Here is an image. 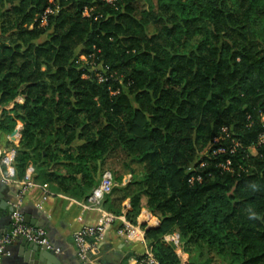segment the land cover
Returning <instances> with one entry per match:
<instances>
[{"label":"trees","instance_id":"trees-1","mask_svg":"<svg viewBox=\"0 0 264 264\" xmlns=\"http://www.w3.org/2000/svg\"><path fill=\"white\" fill-rule=\"evenodd\" d=\"M143 2L0 0L15 169L86 199L114 155L103 205L119 215L129 198L135 223L146 197L159 264H180L172 232L186 264H264V0Z\"/></svg>","mask_w":264,"mask_h":264},{"label":"crops","instance_id":"crops-1","mask_svg":"<svg viewBox=\"0 0 264 264\" xmlns=\"http://www.w3.org/2000/svg\"><path fill=\"white\" fill-rule=\"evenodd\" d=\"M19 100L22 98L19 97ZM17 126L21 127V124L18 123ZM17 144L18 141L13 140L10 133L0 130V151L8 150ZM25 170L21 172L15 169L13 176L5 179L8 175L6 166L0 162V201L5 207L0 210V236L9 230L11 210L8 208L17 202L24 222L44 228L49 243L59 249L58 252L52 251L55 264H85L76 253L75 233L85 225L96 224L100 211L84 208L86 199L56 192L48 185L35 182L33 177L34 185L26 187L23 184ZM119 173L123 175L122 183H126L131 177V174L120 166ZM140 202V213L136 217V222L131 223L125 217L130 209L129 198H125L121 202V213L114 214L115 220L98 242L96 254L106 264H135L146 250L152 251L150 243L145 238V231L157 228L159 219L147 210L144 195L141 196ZM102 209L108 211L103 203ZM144 213H147L146 216ZM168 234L171 233L165 235ZM27 242L29 241L20 237L10 242L5 248L0 264H39L31 260L29 249L26 248ZM180 250L175 247L179 258Z\"/></svg>","mask_w":264,"mask_h":264},{"label":"built area","instance_id":"built-area-1","mask_svg":"<svg viewBox=\"0 0 264 264\" xmlns=\"http://www.w3.org/2000/svg\"><path fill=\"white\" fill-rule=\"evenodd\" d=\"M48 10L49 9H47V11ZM89 10L90 8H85L84 13L88 14ZM20 128L21 127H19V131L17 133L11 135L13 140H18L20 138ZM15 153L16 146L8 150L0 151V162L6 166V173L8 174L5 179L12 177L15 171ZM33 174L34 165L32 163H28L23 181V184L26 187L34 185V182L32 181ZM116 185L117 182L114 180L112 172L109 169H105L101 173L98 183L92 188L90 194L85 200V203L83 204L84 208L96 209L100 211V217L98 218L96 224L85 225L75 233L74 240L76 253L78 258L85 264L96 263L94 256L97 253V244L116 218L114 214L102 209V203L105 196L110 194L113 187ZM130 228L132 227L130 226ZM19 237L26 241L45 246V248L53 252L59 251L58 248L53 247L49 243L44 228L29 225L24 222L23 216L18 209V203L15 202L11 207L10 228L6 233L0 236V261L2 256L5 254L6 246ZM164 239L171 242L174 247L180 248L181 243L177 232L165 235ZM135 264H158V262L153 256L152 251L149 249L136 260Z\"/></svg>","mask_w":264,"mask_h":264},{"label":"water","instance_id":"water-1","mask_svg":"<svg viewBox=\"0 0 264 264\" xmlns=\"http://www.w3.org/2000/svg\"><path fill=\"white\" fill-rule=\"evenodd\" d=\"M19 131V126H16L10 134L13 135ZM2 202L0 201V210L4 209ZM9 211L11 210V207L8 208ZM24 245V244H23ZM26 248L29 249V255L31 260L39 263V264H55L54 258H53V252L45 246L38 245L36 243L27 242ZM95 264H106L103 259L96 260Z\"/></svg>","mask_w":264,"mask_h":264},{"label":"rangeland","instance_id":"rangeland-1","mask_svg":"<svg viewBox=\"0 0 264 264\" xmlns=\"http://www.w3.org/2000/svg\"><path fill=\"white\" fill-rule=\"evenodd\" d=\"M157 3H158V0H144V2H143V4L146 6V7H148V8H155L156 7V5H157ZM148 28L150 29V30H152L153 29V25L152 24H148ZM190 45V43H187V45H186V47H188ZM79 58H81L82 60H85L86 58H85V56L84 55H79ZM11 106V104H8V105H6V107L8 108V107H10ZM17 141H19V139L17 140ZM251 151H254V147L253 146H250V148H249ZM116 166H117V158H116V156H112V157H110V158H108L104 163H103V169H109V170H111L112 172L113 171H115V168H116ZM180 251H179V254H180V259H181V261H180V264H186L187 263V259H188V256L189 255H193V248H188V250H184L182 247H181V245H180ZM212 262H214V263H217L216 262V259H213L212 260Z\"/></svg>","mask_w":264,"mask_h":264}]
</instances>
